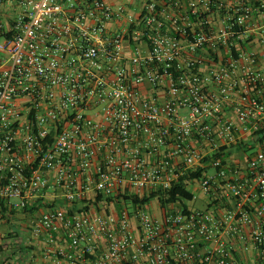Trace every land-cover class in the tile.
<instances>
[{
	"label": "built area",
	"instance_id": "built-area-1",
	"mask_svg": "<svg viewBox=\"0 0 264 264\" xmlns=\"http://www.w3.org/2000/svg\"><path fill=\"white\" fill-rule=\"evenodd\" d=\"M10 1L0 202L52 197L31 226L50 264H264V143L230 160L264 128V0ZM181 178L205 208L124 200Z\"/></svg>",
	"mask_w": 264,
	"mask_h": 264
},
{
	"label": "rangeland",
	"instance_id": "rangeland-1",
	"mask_svg": "<svg viewBox=\"0 0 264 264\" xmlns=\"http://www.w3.org/2000/svg\"><path fill=\"white\" fill-rule=\"evenodd\" d=\"M138 0H120V2H136ZM211 172L213 170L211 169ZM187 188L195 192L197 198L185 203L191 208H205L206 197L201 192L198 183H188ZM156 201V200H155ZM153 201L149 210L153 214H158L160 209ZM159 211V212H158ZM39 214V213H38ZM36 213L25 210H14V213L6 214L0 225V264H36L35 246L30 243V223ZM18 256V257H17Z\"/></svg>",
	"mask_w": 264,
	"mask_h": 264
},
{
	"label": "crops",
	"instance_id": "crops-1",
	"mask_svg": "<svg viewBox=\"0 0 264 264\" xmlns=\"http://www.w3.org/2000/svg\"><path fill=\"white\" fill-rule=\"evenodd\" d=\"M105 1L111 5L123 4L124 6H126L128 13L131 14L132 16L136 17L139 15L141 8H142V6L146 0H138V1L133 2V3H131V2L130 3L129 2H120V0H105ZM21 11H22L21 6L18 5L14 1L5 0L2 3H0V24L2 25V27H0L1 31H8L9 28L11 27V25L13 24L14 19L18 16V14L21 13ZM254 47H256V49L259 52H264V43H256L254 45ZM230 115L232 117H234V115L232 113H230ZM246 140H247V142L250 141L251 144L254 141V139L251 140L250 137H247ZM250 143H246V144L248 145ZM246 156H248V155L245 154V152H243L242 150H235L231 153L230 160L232 163H236L240 166H243V165H245ZM49 198H52V197L50 195H47L46 197L39 198L37 202L34 201L32 203V205H34V203L36 205H38L39 203L41 204L39 210L37 212H35L36 214L39 213L38 215H36L37 217L40 216L41 212L46 208L45 203H47L46 200H48ZM153 201H155V200H152L150 203H148V205H147L148 208ZM155 202L157 203V205L160 209V212L158 211L159 212L158 214L152 213V215H154L156 217H162V215L164 214V211L161 208L159 201L156 200ZM100 205L103 206V204H100ZM206 206H207V204L205 205V207ZM110 207H111V210H114L116 206H113L110 204ZM189 208H191V207H189ZM37 217H34L30 223V230H29L30 233L29 234H30V237L32 238L30 243H33V245L36 248L34 251V255L36 256L35 257L36 264H50L51 256L48 257V256H45V254H44V250L47 247L45 237H43V236L36 237V236L31 234L32 223L35 220V218H37ZM56 236L58 239L57 240L58 246L67 248L68 242H67L64 234L61 232V233L56 234Z\"/></svg>",
	"mask_w": 264,
	"mask_h": 264
},
{
	"label": "trees",
	"instance_id": "trees-1",
	"mask_svg": "<svg viewBox=\"0 0 264 264\" xmlns=\"http://www.w3.org/2000/svg\"><path fill=\"white\" fill-rule=\"evenodd\" d=\"M255 135L256 136L254 137V141L252 144L240 145L238 150H242L248 156H252L255 152L256 143H264V128H262ZM193 198H194L193 192L187 188L185 179L181 178L178 183H175V185L166 192V194L161 195L160 193L153 192V193H151L149 195H145L143 197H139L138 195H130V196H125L124 200L127 202H131L135 206H143L145 204L150 203L152 200L159 201L163 206H165L169 202H172L175 204V206H179V204H181L183 209L185 211H187V210H189V206L185 203V201L186 200L191 201V200H193ZM107 201L108 202L104 203L103 206L97 205V202H98V198H97V201L95 203L96 209L99 211L106 212V213H111L112 210H111L109 202H111L112 199L108 198ZM61 204H65V203L61 202ZM0 205L2 206L0 209V219L2 221V219L7 216L6 215L7 206L1 202H0ZM40 205L41 204L39 203L38 205H35L33 207H30V208L26 207L25 211L35 213L39 210ZM74 205H76V204H74ZM79 208H80V210L88 209L89 205L88 204L80 205ZM11 213H14V210H12Z\"/></svg>",
	"mask_w": 264,
	"mask_h": 264
}]
</instances>
